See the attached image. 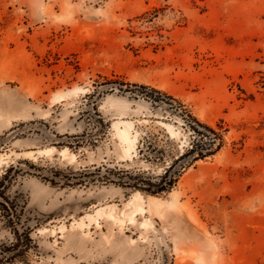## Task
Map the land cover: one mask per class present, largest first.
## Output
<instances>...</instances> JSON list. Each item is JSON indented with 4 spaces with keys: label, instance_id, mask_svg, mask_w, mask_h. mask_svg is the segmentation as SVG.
<instances>
[{
    "label": "rangeland",
    "instance_id": "obj_1",
    "mask_svg": "<svg viewBox=\"0 0 264 264\" xmlns=\"http://www.w3.org/2000/svg\"><path fill=\"white\" fill-rule=\"evenodd\" d=\"M1 181L0 264H264V0H0Z\"/></svg>",
    "mask_w": 264,
    "mask_h": 264
},
{
    "label": "trees",
    "instance_id": "obj_2",
    "mask_svg": "<svg viewBox=\"0 0 264 264\" xmlns=\"http://www.w3.org/2000/svg\"><path fill=\"white\" fill-rule=\"evenodd\" d=\"M185 113H186L185 115L186 119L189 122L190 127L197 134V137H200L198 143L192 146L191 149L187 151V153L195 154L194 157L196 159L203 158L209 154H212L214 146L216 145L217 140L219 139L218 133H216L210 126L200 123L190 113L188 112ZM187 153H183L180 157L177 158V160L181 159V157L185 156ZM176 165L177 164L172 163L170 167L166 169L162 175L159 176L146 175L145 172L137 173L135 175L131 173H127L135 181L124 184H129L126 186H132L133 188L145 190L152 194H158L165 191H170L179 180L180 168L185 167L186 163H181L179 169L177 167V169L174 170ZM137 178H139L138 181H136ZM140 181L141 183H139ZM0 183H2V181ZM4 207L6 211L9 212L8 208L6 206ZM8 223L14 224L12 219H10ZM13 247L15 248L16 244H14ZM4 258L6 257H3V259Z\"/></svg>",
    "mask_w": 264,
    "mask_h": 264
},
{
    "label": "bare ground",
    "instance_id": "obj_3",
    "mask_svg": "<svg viewBox=\"0 0 264 264\" xmlns=\"http://www.w3.org/2000/svg\"><path fill=\"white\" fill-rule=\"evenodd\" d=\"M75 91L77 90V88L74 89ZM63 93V92H61ZM65 93V92H64ZM67 93H69L67 91ZM66 94V93H65ZM63 96H65L64 94H59L56 95V98H63ZM123 122V121H122ZM120 121H117L113 124V126H115L118 130V133L125 139L127 140V142H129L130 146H129V152L131 150H133V142L135 143L134 139L132 140L130 138V131L128 129V126H130V122L128 121H125L124 123L126 124V127L125 128H122L120 125H119ZM124 127V126H123ZM131 130V129H130ZM118 134V135H119ZM119 135V136H120ZM137 139V138H136ZM126 143V142H125ZM50 150V149H49ZM127 151V152H128ZM129 155V154H128ZM177 196V192L176 191H173L171 193V197L174 199L176 198ZM161 199L157 198V197H154V196H148V201L145 200V198L143 197L142 193H140L139 191H137L133 196L132 198L129 200V202L127 203L128 206H130L132 209L131 211L129 212V216L131 219H133L135 217V215L137 213H145V212H148V210L152 211L154 208H158L162 205V202H165L164 200L161 202L160 201ZM176 200V199H175ZM174 201V200H172ZM171 201V202H172ZM177 201V200H176ZM168 202V201H167ZM148 205V206H147ZM104 208H99L97 209V212L98 214H101L104 212ZM91 214V213H90ZM88 215V214H87ZM93 216V215H92ZM101 216V215H100ZM87 217H89V219H91V215H88ZM95 217V216H94ZM98 217V216H97ZM129 218V219H130ZM98 219V218H97ZM77 221H80V220H77ZM82 221V220H81ZM92 222V221H91ZM144 222V221H143ZM148 222L145 221L144 224H147ZM78 224L80 225V223L78 222ZM81 225H82V222H81ZM87 225V224H86ZM81 227V226H80Z\"/></svg>",
    "mask_w": 264,
    "mask_h": 264
}]
</instances>
